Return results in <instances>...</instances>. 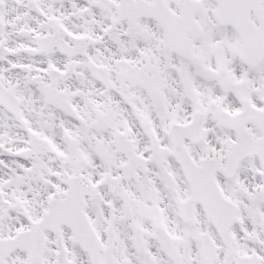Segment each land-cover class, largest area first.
<instances>
[{"label": "snow or ice", "instance_id": "1", "mask_svg": "<svg viewBox=\"0 0 264 264\" xmlns=\"http://www.w3.org/2000/svg\"><path fill=\"white\" fill-rule=\"evenodd\" d=\"M0 264H264V0H0Z\"/></svg>", "mask_w": 264, "mask_h": 264}]
</instances>
